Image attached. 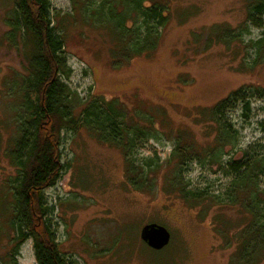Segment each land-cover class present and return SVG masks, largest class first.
I'll return each instance as SVG.
<instances>
[{
    "label": "rangeland",
    "instance_id": "rangeland-1",
    "mask_svg": "<svg viewBox=\"0 0 264 264\" xmlns=\"http://www.w3.org/2000/svg\"><path fill=\"white\" fill-rule=\"evenodd\" d=\"M148 1L168 8L159 45L118 64L111 56V47L120 49L113 29L88 20L81 10L85 0H51L54 25L72 68L65 83L83 101L93 96L117 99L129 119L155 133L141 138L131 155L138 167L145 162L152 167L146 166L147 177L139 168V183L132 185L122 148L85 127L62 130L64 170L58 183L45 190L55 239L71 264H231L235 235L246 225V213L239 207L213 206L202 216L167 185L177 164L172 153L177 144H184L178 143L180 135L198 147L217 144L215 124L204 109L239 88L264 89V42L261 49L256 44L264 41V27L251 25L240 39L214 41V27L237 31L245 23L249 0ZM13 9L10 0H0V264H37L33 240L21 242L12 225L9 181L18 168L10 153L20 135V88L29 74L24 44L19 37L17 43L8 37ZM261 56L263 61L252 67ZM247 93L249 117L243 116L240 105L227 115L239 131L236 145L225 146L222 163H188L180 173L188 188L225 193L232 178L223 165L246 153H264V97ZM260 181L264 191V176ZM223 221L231 243L217 233ZM152 222L172 235L170 244L159 251L140 237L142 227Z\"/></svg>",
    "mask_w": 264,
    "mask_h": 264
},
{
    "label": "trees",
    "instance_id": "trees-1",
    "mask_svg": "<svg viewBox=\"0 0 264 264\" xmlns=\"http://www.w3.org/2000/svg\"><path fill=\"white\" fill-rule=\"evenodd\" d=\"M10 1L14 9L11 19L7 20L11 27L8 37L15 43L19 37L24 44L29 71L20 88L21 103L16 116L20 135L10 153L18 168L17 176L9 181L14 200L12 225L16 226L21 242L33 240L37 264H71L56 242L49 218L51 209L45 196V190L58 183L64 170L60 150L62 130L85 127L100 140L122 148L126 177L132 185L139 183L138 169L145 173L150 163L138 167L131 155L141 144V138L154 137L155 133L129 119L127 109L117 99L107 101L93 96L83 101L65 83L64 78L71 76L72 68L68 65L65 41L54 25L51 0ZM85 5L81 10L88 20L105 29H113V39L120 49L111 47V56L118 64L156 49L168 21L165 15L168 8L148 0H85ZM248 9V18L237 31L225 26L214 27V41L240 39L243 33L249 32L251 25L263 28L264 0H249ZM263 42L256 43L259 49L263 48ZM261 57L252 67L263 61ZM247 90L251 95L264 97L263 88L242 87L213 107L204 109L215 124V146L198 147L195 143L185 142L186 135H180L178 143L184 141V144H177L172 153L177 164L167 185L168 191L177 193L190 207L199 208L202 216L213 206L239 207L246 213L247 223L235 235L237 249L231 264H260L264 260V191L260 186L264 176V153H246L239 160L226 162L222 168L232 179L228 189L221 194L188 188L180 173L194 160L200 165L208 160L220 163L225 146L236 145L239 131L227 115L240 105L243 116L249 117L251 102ZM226 227L223 221L216 230L231 243ZM13 262L17 264L16 260Z\"/></svg>",
    "mask_w": 264,
    "mask_h": 264
},
{
    "label": "water",
    "instance_id": "water-1",
    "mask_svg": "<svg viewBox=\"0 0 264 264\" xmlns=\"http://www.w3.org/2000/svg\"><path fill=\"white\" fill-rule=\"evenodd\" d=\"M140 237L150 248L157 251L167 247L172 239L168 228L156 222L144 225L141 229Z\"/></svg>",
    "mask_w": 264,
    "mask_h": 264
}]
</instances>
